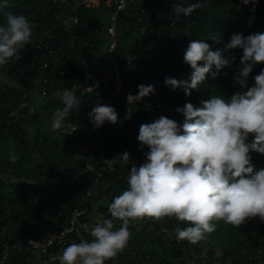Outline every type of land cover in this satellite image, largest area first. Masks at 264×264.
<instances>
[{
    "label": "trees",
    "instance_id": "trees-1",
    "mask_svg": "<svg viewBox=\"0 0 264 264\" xmlns=\"http://www.w3.org/2000/svg\"><path fill=\"white\" fill-rule=\"evenodd\" d=\"M39 8L40 0L0 1V58L4 53L15 59V49L25 54L17 60L23 70L16 73L24 83L0 79V90L8 89L0 108V253L10 250L6 264H26L22 240L45 239L66 225L76 208L89 206L93 213L90 203L104 195L122 207L131 185L143 177L156 185L150 190L152 221L127 229L104 221L94 234L86 229L94 228L96 215H83L85 230L77 244L53 251L75 257L85 239L97 264H208L218 258L221 264H241L242 257L264 250V0H153L144 13L130 3L120 14L115 56L121 65V56L137 57L139 88H150L164 109L153 127L168 130L149 145L134 141L142 138L152 109L131 96L107 102L103 91L67 104L53 102V110L70 111L74 121L81 106L101 104L92 110L104 115L92 162L106 169L99 194L87 195L86 204L81 184L96 175L85 171L79 158L84 136L58 138L52 126L45 131L38 121L48 115V105L26 107L19 122L11 115L14 100L36 86L31 71L37 64L28 61L33 52L26 32ZM102 8L74 7L79 24L72 31L65 32L67 18L51 24L71 73L88 70L87 56L101 40ZM140 17L148 26L145 34ZM121 146L130 167L114 155ZM5 173L17 180L8 182ZM26 181L47 185L48 194L19 205L16 190L23 183L31 186ZM125 208L131 217H143L135 202ZM99 209L113 211L104 202Z\"/></svg>",
    "mask_w": 264,
    "mask_h": 264
},
{
    "label": "built area",
    "instance_id": "built-area-1",
    "mask_svg": "<svg viewBox=\"0 0 264 264\" xmlns=\"http://www.w3.org/2000/svg\"><path fill=\"white\" fill-rule=\"evenodd\" d=\"M9 1V0H0ZM13 1V0H11ZM22 1V0H20ZM153 0H81L80 5L85 8H95L105 5L110 7L109 23L107 25V32L109 35V41L106 49V58L109 63L114 67L113 71H96L88 69L80 74L71 73L69 70V61L63 57L61 51L62 46H58L56 40V33L54 27L51 25L56 20L61 18H67L69 20V26L65 28V32L72 31V26L77 28L79 24V18L73 13L75 7L74 0H40V8L35 14L34 21L31 27L26 32L29 52H33L28 60L30 64L36 65L37 69H32L36 75L35 88L29 89L27 93H23V97L20 100L15 99L13 107L11 108V115L15 117V120L19 122L21 117L25 118V114L20 113L26 107L30 105L38 106L37 103L44 101V106L48 105V119L49 124L55 129V135L58 138H66L68 136L77 137L78 140L84 136L85 143L84 149L79 154L80 159H84V170L93 172L96 175V179L86 184V180L82 182L80 193L84 199L85 204L87 195L99 194L98 181L104 176L102 170L106 169V166L99 170L92 162L95 154L93 149L96 146L95 137L102 136V126L104 120H101L98 114L92 113L93 109H98L101 104L87 106H81L78 109V121L71 119V112L63 109V111L53 110L52 103L59 101L60 104H67L77 100L84 94H96L102 95L103 91L106 92L107 102L115 100H123L126 96H131L139 103H145L150 109L151 114L144 121L140 133L142 138L136 137L134 141L138 143L149 145L150 140L159 138L160 133H166L168 126H159V132L154 129L153 126L157 123L160 114L164 112L161 103L153 96H151L150 88H139L140 81L142 79L141 70L135 66L136 56H129L126 59L120 57L124 63L121 65L115 56V49L117 46L116 38V21L120 14L127 8L130 3L140 5L141 11L145 12V4L152 3ZM140 33L145 34L147 30V23L143 18H139ZM158 33V32H157ZM88 44V43H87ZM21 49V47H19ZM15 59L11 60V55L4 56L2 53L0 58V68L4 75L10 77L14 81L12 84H23L22 79L18 80L16 73H20L23 70L24 65L17 64V60L25 58V54L15 49L13 52ZM37 60V62H36ZM124 66L127 70H122L120 67ZM27 67V66H25ZM35 68V67H33ZM16 69V70H15ZM10 83V82H9ZM7 88H1L0 90V108L4 107L2 104L5 101ZM14 97V94H12ZM37 95V99L35 96ZM17 100V101H16ZM24 124V122H23ZM169 132H171L169 130ZM171 138L174 136L171 135ZM130 144V143H129ZM119 152H124V148L121 146L115 151V157ZM125 154V153H124ZM121 155V154H120ZM103 152H99L97 157L102 158ZM126 156V155H125ZM97 162V161H96ZM111 181V180H110ZM139 177L133 178V183H137ZM132 186V193L127 195L125 204L122 207L118 206L115 202H111L110 198L103 196V199L99 201H92L90 204L93 207L89 211L90 207L76 208L66 225L60 230L51 232L45 239H38L30 236L26 237L20 243L23 251L27 254L26 264H34V253L38 252L43 257H47L56 248H67L77 244L78 239L82 237V231L85 230V224L81 221L82 216L96 215L94 228H87L88 232L92 230V233L96 234L100 228V223L107 222L109 226L117 227L118 229H127L129 225H137L139 223H146L152 221V190L156 185L150 183L148 179L143 177L142 183H137ZM156 194V193H155ZM107 199L109 201H107ZM106 203L110 210L100 211V204ZM135 202V209L141 210L143 217H131V210H127L128 205ZM84 204V205H85ZM113 206H112V205ZM126 209V211H125ZM112 213H115L114 215ZM164 231H167L164 229ZM107 236V234H104ZM114 253L117 249L114 248ZM264 257V250L259 249L256 252L249 253L242 257L241 264H252L260 262L262 264V258ZM10 260V250L8 247L2 250L0 253V264H6ZM118 264L117 261H114ZM46 264H60L57 262H46ZM196 264V263H193ZM208 264H221V258L215 259Z\"/></svg>",
    "mask_w": 264,
    "mask_h": 264
},
{
    "label": "crops",
    "instance_id": "crops-1",
    "mask_svg": "<svg viewBox=\"0 0 264 264\" xmlns=\"http://www.w3.org/2000/svg\"><path fill=\"white\" fill-rule=\"evenodd\" d=\"M80 1L81 0H74L75 8H77L80 5ZM103 8H102L103 10L101 9V13H102L101 15H102V20H103L101 40H100V43L88 54L87 60H86V65H87L86 67L87 69H94L96 71H113L114 67L109 62H108L109 65L104 67L105 61H108L106 58V49H107V45L109 41L107 25L109 23V17H110L109 15H110L111 8L105 5H103ZM120 68L122 70L128 69V68H125L124 66H121ZM35 99H37V95L35 96ZM37 105L40 108H43L44 101H41L40 103L38 102ZM38 124L42 125V127L45 128V126L48 125V115L44 114L43 117L39 119ZM3 176L8 182L17 180L14 177L6 173L3 174ZM22 182L24 181L22 180ZM27 182L28 181H26V183ZM28 184L31 185L34 190H37V192L39 191V193L32 192L33 194L36 195V197L33 196L32 200L30 201L37 202L41 194H48L49 187L47 185L38 184L35 182H31V181L28 182ZM19 188L20 186L17 189ZM17 196L18 194L16 195V197ZM33 258H34V264H46V262H55V261H58L60 264H97V258L93 254L91 247L89 246L87 241H85V239H83L79 247L78 254L75 257L68 258V259L63 258L61 251H52L47 257H43L40 253L36 252L34 253Z\"/></svg>",
    "mask_w": 264,
    "mask_h": 264
},
{
    "label": "rangeland",
    "instance_id": "rangeland-1",
    "mask_svg": "<svg viewBox=\"0 0 264 264\" xmlns=\"http://www.w3.org/2000/svg\"><path fill=\"white\" fill-rule=\"evenodd\" d=\"M109 61H105V66L104 67H106L107 65H109V63H108ZM106 69V68H105ZM92 70H94V69H92ZM0 79L2 80V81H6V82H10V83H12L14 80L13 79H11L10 77H8V76H6V75H4L3 73H2V71H1V68H0ZM100 114V119L101 120H103V116L104 115H102L101 113H99ZM98 114V115H99ZM52 127H51V125L50 126H45V131H47V132H52ZM121 154V155H120ZM120 156H122V157H120ZM117 159H120V161H121V163H123V164H125V165H127V166H131V161H129L128 159H127V157L125 156V154H124V152H119V154H117ZM20 180V179H19ZM21 185V184H20ZM33 190V188L31 187V186H27V185H24V183L22 184V187H20L19 189H17L16 191H17V194H18V196H17V200L19 201V205L21 204V205H24L25 204V202L26 201H30V200H32V198H33V196H35L36 197V195L35 194H33L32 191Z\"/></svg>",
    "mask_w": 264,
    "mask_h": 264
}]
</instances>
